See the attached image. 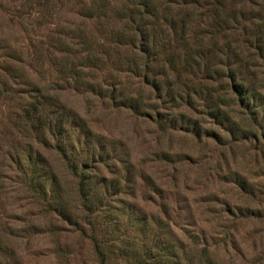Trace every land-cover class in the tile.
Masks as SVG:
<instances>
[{
  "label": "rangeland",
  "instance_id": "1",
  "mask_svg": "<svg viewBox=\"0 0 264 264\" xmlns=\"http://www.w3.org/2000/svg\"><path fill=\"white\" fill-rule=\"evenodd\" d=\"M88 1L1 0L0 85L10 90L0 96V264H99L91 238L92 222L98 226L99 221L105 264H264V100L258 99L264 98V57L255 46L260 31L264 39V0H233L245 11L236 13L227 30L243 65L237 75L257 94L250 100L255 119L222 76L224 62L212 59L223 69L221 77L203 75L202 67L177 71L183 33L190 45L200 42L215 48L213 57L224 58L217 47L226 36L211 34L212 16L204 6L209 0H198V7L173 4L174 15L189 12L193 19L183 33L165 22L155 26L159 44L179 57L172 68L161 49L149 78L143 76L146 57L137 47L138 33L113 14L135 0H105L108 17L84 16L80 7ZM161 1L160 10L166 3ZM80 29L103 59L97 66L80 64L89 53ZM119 29L132 34L134 43L115 42ZM66 46L67 51L60 50ZM127 59L137 63V70L126 66ZM4 65L15 66L19 76ZM153 77L169 82L173 91L165 94V86L157 91ZM37 90L50 105L73 115L65 120L64 135L46 132L37 138L15 126L20 107ZM218 96L231 100L221 105L245 134L230 133L209 113ZM124 97L139 107L122 103ZM75 115L81 126L72 121ZM171 115L183 119L172 126ZM194 120L200 134L192 130ZM58 140L73 147L69 158L87 162L84 175L102 182L88 206L80 191L81 164L77 172L70 170ZM22 146L38 150L46 161V194L57 193V181L69 216L49 208L28 187L30 164L24 158L18 162L16 153Z\"/></svg>",
  "mask_w": 264,
  "mask_h": 264
},
{
  "label": "trees",
  "instance_id": "2",
  "mask_svg": "<svg viewBox=\"0 0 264 264\" xmlns=\"http://www.w3.org/2000/svg\"><path fill=\"white\" fill-rule=\"evenodd\" d=\"M31 4H42L47 2V0H30ZM166 3L164 4L163 8L159 9V2H162L161 0H135L134 4L129 6L128 4L124 6L117 7L113 10V14L118 16L119 18H125L124 26L128 28L133 27V31L138 33L139 35V43L137 47L140 51H142L146 57L145 61V72L144 77H148L149 70H153L154 73L156 72L155 69H153L152 65L156 60H159L161 57V49L163 50V54L167 53L166 45L159 44L161 41L158 37L159 30L156 31L155 26H161L159 21L167 23L171 28L174 29V31L179 29L182 31H186L189 27V22L193 21V19L189 18L190 13L187 12V17L185 15H174L173 14V4L177 2H182V4H190L192 7H198V0H164ZM233 0H209L205 2V9L207 11H210V15L212 16V21H210V30L211 34H221L223 36H226V41L223 44H220L217 49L220 51V53L224 56V58L220 55H211V51L215 48H205L203 47L200 42H193L194 45H190L185 37V33H183V45L184 48L181 52L182 56V63H179V68H177V71L181 70H195L196 68H203V75L211 76V75H217L218 77H221L222 68H218V66H215L212 59H214L215 63L218 62H224L223 64L227 65V72L223 73L222 76H226L228 80H230V90L232 94H235L238 101H240L247 109H249V112L252 114L253 107L256 106L255 103L250 100L254 99V97L257 95H254L253 92H250L249 86H245L242 84V78L243 76L237 75V72L240 71V69H243V65L239 62L238 54L236 47L234 45L230 44V37H228L227 30L229 28H232L234 25L232 21H235L237 19L236 13L237 12H243L245 10L239 9L237 10L236 7L232 5ZM1 4V0H0ZM81 13L86 17H108L110 16V12L108 10V3L105 0H89L87 3L83 2L80 7ZM146 22L148 25H146ZM179 22L181 23V26L178 25ZM187 23V24H186ZM149 24L150 27H149ZM80 37L82 38V44H85L87 46V55L84 56V58L81 59V65H90V66H97V64L101 63L103 59L97 57L93 51H95L94 42L85 35H83V30H81ZM211 35V36H212ZM114 38L113 40L117 43L119 42H130L134 43V37L132 34H127L124 29L115 30L114 32ZM182 36V34H181ZM213 39V37H212ZM62 45L64 46L66 43L64 41H61ZM56 44V43H55ZM215 45V42H214ZM255 46L259 49V54L264 57V39L263 34L260 31V37L257 40V43H255ZM161 47V48H160ZM66 47H60L61 51H67ZM212 51V52H213ZM170 55L167 53L165 55V60L168 61L169 65L172 68H175L174 60L179 57L178 54L175 55L173 52H169ZM162 54V55H163ZM220 56V57H219ZM16 58V57H14ZM233 64H236V67H233ZM125 66V65H124ZM128 68L132 70H137V63L133 61L132 59H127V65ZM5 71L12 74V76H19L20 73H16L18 69L14 66H6L4 65L2 67ZM74 70V68H71ZM221 69V70H220ZM78 73V72H76ZM22 75V74H21ZM238 76V77H237ZM2 84L3 82L0 81ZM150 83L156 88V90H161L165 86V94L169 95L173 91L172 86L169 82L165 83L162 80L151 79ZM9 90L7 87H4L3 85H0V96L7 97L9 96ZM21 96V95H20ZM232 100V95L229 94ZM22 97V96H21ZM259 100H264L262 97H258ZM231 100H228L226 102V97L224 96H218V101L214 102L215 104L210 106L209 113L213 116V118L223 124H225L227 130H229L230 133L237 135L238 132L240 134H245L247 130L239 128L235 125V122L232 120L231 115L227 112V109L222 107L221 104L224 103H231ZM49 98L44 93L37 90L33 96L32 99L27 101L22 107H20L19 114L16 115V119L14 121L15 126L18 127V129L25 135L31 136V132H33L34 136L37 138H43L42 136L46 132L50 133H57L64 135L66 127L64 126L65 120L68 116H73L70 114L69 111L65 109L64 106L58 107L56 103H53V105H50ZM122 103L127 104L129 106H132L133 108H138L139 104L136 100H133L130 97H124L122 100ZM260 106V103L258 104ZM264 109V107H262ZM157 114L162 117L164 116L163 112L157 111ZM77 116L75 115L72 118V121L75 123V126H81V123L77 120ZM252 117L255 119L256 117L252 114ZM260 118L264 121V116H260ZM181 119V120H180ZM180 119L175 116L171 115L167 117V120L169 123L172 124V126H177L179 122L182 121V116ZM196 121V120H194ZM261 119L259 120V122ZM195 127H193V131H195L196 134H200L201 128L198 125L197 121L193 123ZM264 124V123H263ZM264 126V125H263ZM81 132L85 135H88L90 132H88L85 129H81ZM262 133L264 134V131L262 129ZM21 151H17V158L18 162L22 161V158L26 160V165L30 164L29 169V176H28V182L27 185L29 188H31L33 191H36L39 195H42L41 197L45 200L46 205L49 208H52L54 210H58L60 214L63 216H69V213H67V206L64 204V201L60 200L59 194H61L60 189L58 188L57 181L54 185L55 189L57 190V193L50 195L48 197L47 188H46V178H45V172H47V169L45 167L46 161L39 157L38 150H33L31 146L26 147L22 146ZM57 149L63 153L64 156L68 157V153L72 151L73 147H70L68 143H66L65 140H58L56 143ZM20 149V146H19ZM23 157H21V155ZM69 160L68 167L71 171L77 172L79 164H81L80 170V191L81 194L84 196L85 201L84 204L88 206V202H91L92 199V192L97 187V185H100L101 181H94L95 179L90 178L87 175H84L83 168L84 166H87L86 161H80L78 160V157L74 156L71 158H67ZM37 162H39V165H37ZM52 180L54 181L55 178L52 177ZM90 180V181H88ZM91 208V207H89ZM102 221H99L98 226L94 225L92 222L91 227V238L93 242V248L96 253V255L99 258V264H105L106 260V252L104 248L105 239L103 238L104 235L101 232L102 229ZM106 224H108L106 222ZM109 225V224H108ZM118 247H116L117 249Z\"/></svg>",
  "mask_w": 264,
  "mask_h": 264
}]
</instances>
